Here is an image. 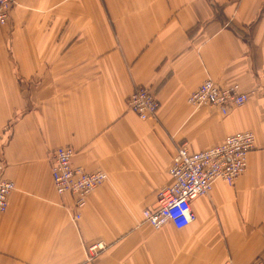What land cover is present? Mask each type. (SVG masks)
Instances as JSON below:
<instances>
[{"label": "crops", "instance_id": "1", "mask_svg": "<svg viewBox=\"0 0 264 264\" xmlns=\"http://www.w3.org/2000/svg\"><path fill=\"white\" fill-rule=\"evenodd\" d=\"M207 79L238 84L247 101L227 114L192 105ZM137 85L156 94L157 118L129 107ZM245 130L255 135L246 171L193 200L194 222L145 220L180 144L201 151ZM61 145L108 174L78 219L52 180ZM0 158L15 184L0 264H254L264 258V0H14L0 24Z\"/></svg>", "mask_w": 264, "mask_h": 264}, {"label": "built area", "instance_id": "2", "mask_svg": "<svg viewBox=\"0 0 264 264\" xmlns=\"http://www.w3.org/2000/svg\"><path fill=\"white\" fill-rule=\"evenodd\" d=\"M14 0H0V24H7L11 17ZM248 94L238 84L220 86L211 79L205 80L189 96V102L197 107L210 106L227 114L231 108L243 105ZM129 107L142 119L157 118L160 101L147 86L137 85L127 98ZM255 147V135L250 130L232 133L223 142L201 151L192 152L187 143L178 146L170 167L173 182L158 190L157 202L143 211L144 218L154 228L172 223L184 228L197 218L192 202L200 196L209 195L216 180L234 184L248 166V154ZM76 150L72 145L58 146L51 157V175L59 194H71L77 211L87 204L88 196L108 179L106 171H88L75 165ZM5 162L0 158V212L7 211L10 195L15 189L13 181L3 177ZM97 246H92L96 250ZM226 264H234L228 260ZM254 264H264L259 258Z\"/></svg>", "mask_w": 264, "mask_h": 264}, {"label": "rangeland", "instance_id": "3", "mask_svg": "<svg viewBox=\"0 0 264 264\" xmlns=\"http://www.w3.org/2000/svg\"><path fill=\"white\" fill-rule=\"evenodd\" d=\"M3 25V24H2ZM264 261V258H261Z\"/></svg>", "mask_w": 264, "mask_h": 264}]
</instances>
